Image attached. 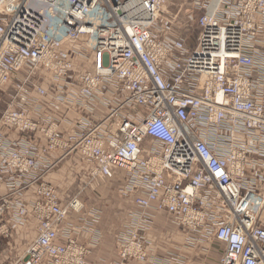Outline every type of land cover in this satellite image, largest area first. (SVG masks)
<instances>
[{
  "label": "built area",
  "instance_id": "1",
  "mask_svg": "<svg viewBox=\"0 0 264 264\" xmlns=\"http://www.w3.org/2000/svg\"><path fill=\"white\" fill-rule=\"evenodd\" d=\"M168 4L1 0L0 244L36 236L0 264H87L79 195L46 182L72 158L88 186L124 172L136 206L102 264H188L154 257L161 214L189 248L222 244L219 264H264V0H190L182 20Z\"/></svg>",
  "mask_w": 264,
  "mask_h": 264
},
{
  "label": "crops",
  "instance_id": "2",
  "mask_svg": "<svg viewBox=\"0 0 264 264\" xmlns=\"http://www.w3.org/2000/svg\"><path fill=\"white\" fill-rule=\"evenodd\" d=\"M87 167L86 163H80L76 158L64 161L55 160V165L47 175L46 181L58 190L63 201L66 200L64 197L69 198L79 195V200L83 204L84 210L80 214H71L67 218V222L77 231V239L90 245L88 246L90 254L86 261L87 264L118 262L119 254L116 236L123 230L128 214L136 210V206L132 198L124 196L121 192L122 184L125 180L124 172H120L112 180L100 181L94 186H88L86 184L88 180L85 175ZM94 213L99 214V220L91 223ZM165 215H157L150 233V238L153 240L150 249H153L154 257L164 259L171 253H185L187 257L189 256L188 260H190L194 256L193 249L195 248H189L187 245L178 247L182 244L176 241L175 236L161 241L159 232L166 231L173 235L177 225L171 216ZM167 218L169 223H165ZM34 226L35 224H32V227ZM25 231L18 232L15 243L25 244L21 243L22 238L26 236L23 233ZM35 236V233L33 236L31 233L26 236V244L28 245ZM95 240L98 241L94 245L92 242H95Z\"/></svg>",
  "mask_w": 264,
  "mask_h": 264
},
{
  "label": "rangeland",
  "instance_id": "3",
  "mask_svg": "<svg viewBox=\"0 0 264 264\" xmlns=\"http://www.w3.org/2000/svg\"><path fill=\"white\" fill-rule=\"evenodd\" d=\"M4 8H6V5H4ZM190 8V0H169V4L167 5V8L165 9V13L172 14L173 16H176L177 19H184L188 9ZM192 41L191 46H194L195 39L197 37L196 30H192ZM64 199H67L64 197ZM165 215V214H164ZM166 216V215H165ZM169 220L167 218V221L165 220V223ZM33 236L34 232H30ZM159 236L161 238V241H164L168 237L171 238V236H175L176 241L178 243H181L182 246H186V240H188L189 237V231L181 226L176 225L175 227V234L171 235L168 232H159ZM26 238V236H25ZM17 240V236L14 237V242L8 245H2L0 244V258L3 262L8 263L11 260L16 259L17 257L21 256L23 254V251L26 248L25 244H18L15 243ZM193 249V258L189 260L188 264H219L220 257L223 253L224 246L216 241L209 242L208 244H202L194 247ZM195 252V253H194ZM185 254V253H184ZM186 255V254H185ZM189 257V256H188Z\"/></svg>",
  "mask_w": 264,
  "mask_h": 264
},
{
  "label": "bare ground",
  "instance_id": "4",
  "mask_svg": "<svg viewBox=\"0 0 264 264\" xmlns=\"http://www.w3.org/2000/svg\"><path fill=\"white\" fill-rule=\"evenodd\" d=\"M47 182V181H46ZM48 183V182H47ZM48 184H50V183H48ZM50 185H52V184H50ZM53 186V185H52ZM54 187V186H53ZM58 194H59V192H58ZM81 202V201H80ZM89 254H90V249H89ZM89 256V255H88ZM88 258V257H87ZM87 261V260H86Z\"/></svg>",
  "mask_w": 264,
  "mask_h": 264
},
{
  "label": "water",
  "instance_id": "5",
  "mask_svg": "<svg viewBox=\"0 0 264 264\" xmlns=\"http://www.w3.org/2000/svg\"><path fill=\"white\" fill-rule=\"evenodd\" d=\"M0 2H1V0H0Z\"/></svg>",
  "mask_w": 264,
  "mask_h": 264
}]
</instances>
